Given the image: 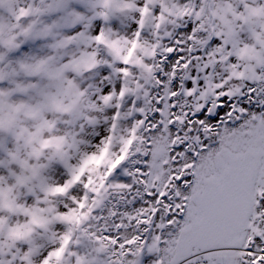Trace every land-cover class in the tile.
<instances>
[{
  "label": "snow or ice",
  "instance_id": "1",
  "mask_svg": "<svg viewBox=\"0 0 264 264\" xmlns=\"http://www.w3.org/2000/svg\"><path fill=\"white\" fill-rule=\"evenodd\" d=\"M0 264H264V0H0Z\"/></svg>",
  "mask_w": 264,
  "mask_h": 264
}]
</instances>
